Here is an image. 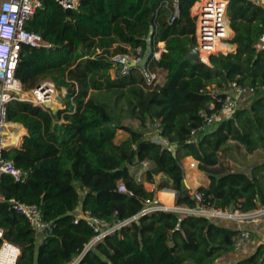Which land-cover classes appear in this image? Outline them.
I'll use <instances>...</instances> for the list:
<instances>
[{
    "label": "trees",
    "instance_id": "trees-1",
    "mask_svg": "<svg viewBox=\"0 0 264 264\" xmlns=\"http://www.w3.org/2000/svg\"><path fill=\"white\" fill-rule=\"evenodd\" d=\"M41 2L26 29L49 45L24 47L15 76L26 89L36 86L38 78H50L66 93L64 107L55 113L26 102L8 105V119L28 131L19 147L4 152L26 171L25 177L0 176V228L3 239L20 248L16 264H70L82 253L77 264H217L238 233L223 219L157 209L83 252L93 231L84 220L75 224L73 213L79 207L110 222L128 219L143 210L145 200L163 206L156 199L161 190L175 193L177 207L247 212L264 206V187L254 173L221 164L224 158L236 162L231 150L251 143L238 117L245 112L264 116V48L258 47L264 7L252 0H229L230 42L237 48L201 63L184 58L195 45L193 0L179 1L171 23L172 5L163 0H79L76 9H64L56 0ZM150 27L152 52L157 42H164L165 50L158 59L151 54L146 65L165 69L164 83L147 86L138 67L113 78L103 74L111 68V49L143 56ZM85 47L102 51L85 57ZM234 80L254 86L253 97L222 114L215 128L204 129L199 110ZM62 115L65 122L55 132L53 121ZM127 120L136 121L138 129ZM119 132L126 136L117 140ZM161 136L175 147L159 143ZM183 153L196 160L208 179L194 191L184 182ZM144 183L154 188L147 190ZM120 184L127 192L118 190ZM10 199L37 204L44 218L54 222L52 234L38 241L25 217L10 207ZM232 264H264V242Z\"/></svg>",
    "mask_w": 264,
    "mask_h": 264
},
{
    "label": "built area",
    "instance_id": "built-area-1",
    "mask_svg": "<svg viewBox=\"0 0 264 264\" xmlns=\"http://www.w3.org/2000/svg\"><path fill=\"white\" fill-rule=\"evenodd\" d=\"M64 9H76L79 0H56ZM180 0H163L165 6L172 5L173 11L168 19L171 23L178 15V4ZM255 4L264 7V0H252ZM229 0H193L190 7V14L194 18V38L203 63H208V57L212 54L230 52V40L232 28L227 15ZM42 7L41 0H0V176L8 174L15 180L22 181L26 171L14 165L11 159L4 156V152L11 147H18V141H13V122L8 119V105L14 101L30 103L43 110H50L51 103L60 100L56 85L48 80L39 82L36 86L26 89L19 78L15 76V71L24 47H46L49 44L38 33L26 29V23L33 17L35 12ZM152 28V27H150ZM158 43V42H157ZM156 43V46H157ZM219 44L227 46L226 50H216ZM259 48H264V26L263 32L258 42ZM156 58L157 50L152 52ZM205 57V58H204ZM142 56L132 54L131 52L116 53L110 50V61L113 77L116 75H127L131 67H138L139 74L145 84L153 87L158 84L156 73L146 64L136 66L141 61ZM133 62L135 66H131ZM112 77V78H113ZM256 88L248 84H241L237 81H230L223 86L221 92L214 94V101L209 102L205 107L199 110V115L203 118V128L211 127L214 122L224 113H229L238 109L243 98L254 93ZM65 95V88H62ZM154 127L159 128L158 123ZM195 130L192 131L194 133ZM157 141L171 150L173 146L165 137H158ZM190 168L195 167V162H190ZM139 169L136 173V180L141 181ZM119 191L127 192L124 184H120ZM197 199L200 195L195 192ZM3 197L0 195V200ZM10 207L16 212L22 214L27 220L30 228L34 231L39 241L45 236L51 235L54 228V222L46 220L37 204L25 203L19 200L10 199ZM163 206L150 205L149 200H145L143 210L131 218L110 222L104 218L92 215L89 211H83L80 208L73 213V222L77 224L84 220L92 229L93 236L86 244L83 252L92 247L96 242L103 239L106 235L112 234L120 227L129 224L144 213L162 209ZM165 209V208H164ZM180 213L199 214L209 217L228 220L233 224L242 223L264 224V206L256 209L240 212L231 211L227 208H186L177 207L173 209ZM238 233L233 238L230 251L239 254L243 247L254 241V237L248 230L238 228ZM0 264H16L20 254V248L3 239V230L0 228ZM83 253L70 264H77Z\"/></svg>",
    "mask_w": 264,
    "mask_h": 264
},
{
    "label": "rangeland",
    "instance_id": "rangeland-1",
    "mask_svg": "<svg viewBox=\"0 0 264 264\" xmlns=\"http://www.w3.org/2000/svg\"><path fill=\"white\" fill-rule=\"evenodd\" d=\"M113 46V44H111ZM110 46V47H111ZM156 50L159 51L158 47L156 46ZM84 53L86 54L85 57L89 56H95L98 52L97 49H93L92 47H85L83 48ZM102 51V50H100ZM111 70L104 71L103 74L109 73ZM51 80L50 78H38L39 82H44ZM52 81V80H51ZM54 82V81H53ZM58 96L63 99V93L62 89L57 92ZM253 97V95L246 96L245 101L241 102V106H244L246 102L249 100V98ZM64 100V99H63ZM61 101L63 104L64 101ZM60 101H54L53 104L57 108H62ZM61 105V107H59ZM240 106V107H241ZM239 125L249 133L251 143L249 146L246 145H240L239 149L231 150V153L234 156L235 161L229 160L227 158H224L221 162L222 166H225L227 168H230L232 170H239L244 171L246 173H254L255 176L259 179L260 183L264 187V116L262 112H258L256 114H252L250 112H245L243 115L238 117L237 119ZM126 124H128L130 127L134 126L135 122L133 121H126ZM60 125L54 124V129H59ZM210 128H215V125H212ZM126 136L125 132H119L117 135V140L123 138ZM180 159L182 164L184 162L188 163L187 166H189L190 162H195V167H193V170L197 169V162L194 160L188 153H183L180 155ZM177 207V206H176ZM221 219V218H219ZM224 223L231 226L233 223L229 222L228 220H224ZM233 255V252L229 251L224 256ZM237 255V254H236ZM239 257V256H238ZM222 264H228L226 260L221 262Z\"/></svg>",
    "mask_w": 264,
    "mask_h": 264
},
{
    "label": "crops",
    "instance_id": "crops-1",
    "mask_svg": "<svg viewBox=\"0 0 264 264\" xmlns=\"http://www.w3.org/2000/svg\"><path fill=\"white\" fill-rule=\"evenodd\" d=\"M233 35H234V31L232 30L231 36L233 37ZM232 37H231V39H232ZM117 45H120V46H123L125 48H128L127 45L120 44V43H113V47H115ZM157 47H158L159 51H157L156 59H158L160 57L161 53L165 50L164 49V42H158L157 43ZM97 50H98L97 53H99L101 49L97 48ZM234 51L235 50H232V49L230 50V52H234ZM153 71L156 73V75L158 77V84L162 85L164 83V80H165L166 70L163 69V68H158L157 67V68L153 69ZM109 74L111 75V77H113L114 73H112V71H109ZM59 101L61 103L62 98H60ZM61 105H62V108H63L64 106H63L62 103H61ZM61 105L59 107H61ZM55 108H56V110L57 109H62V108H57V107H55ZM73 111H74V107L69 109L67 111V113H72ZM64 122L65 121L63 119V115L53 121V129H54V124L57 125V126L60 125L59 129L58 128L56 130L54 129L55 132H60L61 131V125ZM133 122H135V124H134V126H131V127L133 129H138L137 122L136 121H133ZM13 126L14 127H13L12 130H13L14 137L17 136V135H20V138L17 140L18 141V147H19L20 144H21L23 136L26 135L28 133V131L20 123H14L13 122ZM146 136L149 137L150 133L146 132ZM187 164L188 163H186V162L183 163V167L185 169V179H184V181H185L187 187L191 188L194 191L199 185H205L208 182V179L206 178V176L202 172H200L199 170H193L192 168L187 166ZM143 168H145V163L139 169H143ZM158 178H159V176H158ZM144 186H145V188L147 190H152L154 188V184H151V183H144ZM167 195H169V196H167ZM162 198L165 199L166 201H163ZM156 199L163 205V207L165 209L173 210L174 208H177L175 206V193L170 191V190L157 191L156 192ZM77 209H79V207ZM231 227L234 228V229L242 228V229L248 230L251 233V235L254 237V241H252L248 245L244 246L242 251L239 254L236 255V254L233 253L235 256H233V255L222 256L217 261V264H222L221 262H223L224 260H226V262L228 264H232L238 258H241V257L246 256L247 254H249L256 247V245L258 243L264 242V224H261V223H258V224L242 223L240 225L232 224Z\"/></svg>",
    "mask_w": 264,
    "mask_h": 264
},
{
    "label": "water",
    "instance_id": "water-1",
    "mask_svg": "<svg viewBox=\"0 0 264 264\" xmlns=\"http://www.w3.org/2000/svg\"><path fill=\"white\" fill-rule=\"evenodd\" d=\"M152 33H153V29L150 28L149 30V34L147 36V39H146V49H145V52L141 58V61L138 62L136 64V66H144L149 58V56L152 54V49H153V46H152ZM230 47L232 50H236L237 48V45L235 43H230ZM184 58L186 60H192V61H195V62H203V60L201 59V55L199 53V50L197 48V46H192L190 48V50H188L185 54H184ZM131 66H135L133 62L130 63ZM50 108L53 110V112L55 113L56 112V108L54 107L53 104L49 105ZM175 146H173L174 148ZM172 148V149H173ZM185 182V181H184ZM186 184V183H185Z\"/></svg>",
    "mask_w": 264,
    "mask_h": 264
},
{
    "label": "bare ground",
    "instance_id": "bare-ground-1",
    "mask_svg": "<svg viewBox=\"0 0 264 264\" xmlns=\"http://www.w3.org/2000/svg\"><path fill=\"white\" fill-rule=\"evenodd\" d=\"M219 49L226 50V49H227V46L224 45V44H219V45L216 47V50H219ZM204 58H205V57H204Z\"/></svg>",
    "mask_w": 264,
    "mask_h": 264
}]
</instances>
